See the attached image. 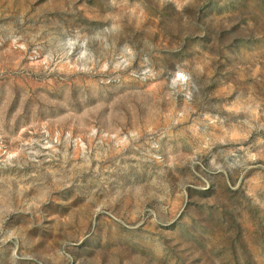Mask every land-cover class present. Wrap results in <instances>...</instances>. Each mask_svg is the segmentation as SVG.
<instances>
[{
  "label": "rangeland",
  "instance_id": "rangeland-1",
  "mask_svg": "<svg viewBox=\"0 0 264 264\" xmlns=\"http://www.w3.org/2000/svg\"><path fill=\"white\" fill-rule=\"evenodd\" d=\"M0 264H264V0H0Z\"/></svg>",
  "mask_w": 264,
  "mask_h": 264
}]
</instances>
